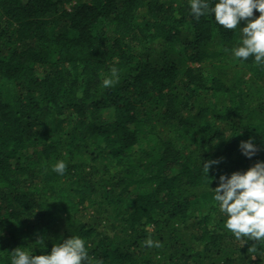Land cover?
I'll return each mask as SVG.
<instances>
[{"label": "trees", "instance_id": "trees-1", "mask_svg": "<svg viewBox=\"0 0 264 264\" xmlns=\"http://www.w3.org/2000/svg\"><path fill=\"white\" fill-rule=\"evenodd\" d=\"M188 5L0 0V264L71 235L88 264H264V241L225 229L211 189L264 161V65L234 58L237 31ZM248 139L251 158L239 149ZM208 159L219 160L212 180Z\"/></svg>", "mask_w": 264, "mask_h": 264}, {"label": "clouds", "instance_id": "clouds-1", "mask_svg": "<svg viewBox=\"0 0 264 264\" xmlns=\"http://www.w3.org/2000/svg\"><path fill=\"white\" fill-rule=\"evenodd\" d=\"M188 6L196 20L210 16L223 29L237 31L238 43L230 50L234 58L246 61L252 57L255 64L264 65V0H189ZM254 9L259 12L255 17ZM240 21L244 23L238 27ZM103 84L108 87L112 81L105 79ZM239 149L249 158L258 150L251 139L240 141ZM218 163L219 160L212 159L203 162L202 169L210 180L213 177L208 175L209 168ZM66 167L63 160H58L52 170L62 176ZM211 189L225 229L238 240L264 241V161L257 160L247 169L227 176L221 174L216 187ZM43 239L41 236L38 240L43 243ZM146 246L160 245L148 239ZM248 251L254 256L258 249L252 247ZM9 252L10 264H88L89 258L85 241L74 235L40 254L22 247Z\"/></svg>", "mask_w": 264, "mask_h": 264}, {"label": "rangeland", "instance_id": "rangeland-1", "mask_svg": "<svg viewBox=\"0 0 264 264\" xmlns=\"http://www.w3.org/2000/svg\"><path fill=\"white\" fill-rule=\"evenodd\" d=\"M215 59H205V61L203 62V65H204V67L205 68H207L208 67V64L210 63V62H212V61H214ZM251 74H253L252 73V71L251 70H249V69H246V68H244L243 70H242V76H241V78H240V81H239V86L243 89V90H245L246 89V87H247V85H252V80H248L247 78L251 75ZM256 80V79H255ZM221 94L220 93H216L215 95H213L212 97H211V104L213 105H220V104H222L223 102H224V100H225V96H220ZM262 122H263V119H262ZM162 125V123H159V124H157V125H155L154 126V129L155 130H157V129H159V131H160V129H163V127L161 126ZM165 135H167V131H165V133H164ZM140 136H146L147 137V142H154V140H155V137L153 136V134L152 133H150V132H148V133H141L140 134ZM173 138H175V139H177V144L178 145H182V146H186L185 148H187L188 150L189 149H191V148H193V145H191L192 144V140H191V138L190 137H188V138H185V139H182L181 141H179V139L181 138V137H183V136H180V133L177 131V132H174L173 131V133H172V135H171ZM146 142V143H147ZM145 142H143L142 143V146L143 147H145V148H148V146H147V144H146ZM161 148V147H160ZM159 148V149H160ZM147 173V168H142V169H140V170H138V172L136 173V176H141V175H144V174H146Z\"/></svg>", "mask_w": 264, "mask_h": 264}]
</instances>
